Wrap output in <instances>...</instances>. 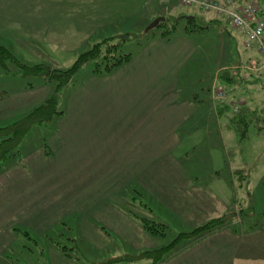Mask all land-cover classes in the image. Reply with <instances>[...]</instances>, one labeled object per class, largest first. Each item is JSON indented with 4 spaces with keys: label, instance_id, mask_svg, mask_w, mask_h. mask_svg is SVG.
I'll use <instances>...</instances> for the list:
<instances>
[{
    "label": "rangeland",
    "instance_id": "rangeland-1",
    "mask_svg": "<svg viewBox=\"0 0 264 264\" xmlns=\"http://www.w3.org/2000/svg\"><path fill=\"white\" fill-rule=\"evenodd\" d=\"M46 1L62 3L57 11L62 49L39 47L34 54L23 53L30 64L1 43L7 36H34L27 32L28 23L37 22L41 12L0 10V45L20 64L49 69L60 64L59 69L67 70L96 44L109 38L115 45L123 36L127 39L117 54L135 59L119 74H99L102 77L89 63L63 91L62 115L32 127L19 144L2 148L9 152L0 166L5 184H0V225L7 227L16 202L26 204L25 209L17 207L24 213L52 210V215L47 222L30 213L27 235L15 229L16 242L27 244L28 262L17 255L15 243L4 258L0 256V264H153L147 254L212 220L227 217L228 225L238 230L261 228L264 134L251 130L240 140L229 127L232 114L217 113L222 103L254 106L264 100L259 88L248 85L255 68L258 76L264 73V56L257 47H247L240 31L221 15L180 0H67L71 8L64 0ZM181 16L200 17L196 24L206 28L189 32L194 29L186 25L187 19L179 20ZM154 39L169 43L146 47ZM12 61L7 70L0 64V128L27 117L55 89L43 77H29ZM143 64L149 69L143 70ZM224 68L240 69L244 84L238 92L218 97L216 92H225L216 81ZM170 70L172 81L165 77ZM135 72L161 88L151 105L142 104L146 90L135 93L119 82ZM139 84H145L144 79ZM168 92L172 106L171 100L170 105L164 103ZM24 168L32 197L23 202L26 194L14 189L9 180L13 177L6 176ZM239 215L241 227L235 225ZM143 219L165 224L161 232L166 235L145 230ZM181 246L185 249L184 241Z\"/></svg>",
    "mask_w": 264,
    "mask_h": 264
},
{
    "label": "crops",
    "instance_id": "crops-1",
    "mask_svg": "<svg viewBox=\"0 0 264 264\" xmlns=\"http://www.w3.org/2000/svg\"><path fill=\"white\" fill-rule=\"evenodd\" d=\"M71 1V0H69ZM64 4H68L71 8V3L67 0L62 1ZM172 2V1H171ZM61 2L57 1H43V0H11L9 2H3L0 0V10L3 12H10V11H18L21 12L22 10H36L38 9L39 12H41V16H38V20L35 23H28L29 30L27 32L34 34L28 35V37H25L24 34L19 36H7L5 38L4 42L1 43L4 46H6L16 57H18L22 62L30 64V61H27L23 57V53L29 52V53H35L36 48H60L61 46V38H59V30L60 26H58L61 23V19L57 13L58 9L61 8ZM65 4V6H67ZM43 10V11H41ZM36 11H34V14ZM20 23H23L20 21ZM0 33H3L0 32ZM42 35V37H39V35ZM64 40V38H63ZM60 41V42H59ZM153 43H161L162 45H167L169 42H166L165 40H157L154 39L153 41L148 42L146 45H152ZM50 51L49 49H47ZM80 50V49H78ZM132 60L122 66L120 69H118L114 73H120L123 69L127 68L129 64L133 62L135 58L134 55H132ZM145 63H151V61L146 60ZM143 70L149 69L150 65H142ZM61 68V65L59 64L58 69ZM162 69H160V74H162ZM112 73V74H114ZM132 74V76L128 79H120V84L128 85L130 86L129 89L132 91L144 89L147 91L148 98L142 103L143 105H151L152 100L154 99V96L157 95V90L161 89L160 86L155 85L154 83H149L148 78L138 77L139 75ZM153 76L155 77V74L158 73V70L153 71ZM111 75V74H107ZM102 77V75H99ZM145 76V75H144ZM146 77V76H145ZM154 77L152 79H154ZM165 77H168L173 80V70H170L169 72L165 73ZM144 79L145 84H139L140 80ZM151 81V80H150ZM103 82V81H101ZM128 82H130L132 85H130ZM148 82V84H147ZM165 93V91L163 92ZM170 93V92H168ZM172 94L167 95V97L164 99V103L171 100ZM46 98V96H45ZM168 99V101H167ZM139 103L138 106L142 105ZM169 104V102H168ZM174 104V101L171 100V106ZM170 105V104H169ZM153 111H156V104L153 103ZM149 118L151 117L149 112ZM87 117V116H86ZM87 119V118H86ZM57 146V144L55 145ZM56 148V147H55ZM41 154V153H40ZM44 156V154H43ZM42 156V157H43ZM45 158V156H44ZM55 161V160H54ZM18 170V169H17ZM6 179L13 181L14 189H22V194H26L24 200H28L31 196L29 190L26 188L29 184L28 174L26 173V169L15 173L14 175H10L9 172H7ZM17 176V177H16ZM9 177V178H8ZM16 177V178H15ZM1 180V179H0ZM4 179L0 181V184H2V187L4 184ZM15 180L17 181L15 183ZM176 183V182H175ZM177 185L179 183H176ZM25 185V187H24ZM180 186V184H179ZM24 187V188H23ZM24 190V192H23ZM14 198L17 197V195H13ZM11 201L13 199L12 197H7ZM23 198V195H22ZM17 200V199H16ZM21 201V202H22ZM23 201V202H24ZM26 204L18 202L13 203L11 205V212L12 217L7 221V227L4 225H0V256L1 258H4L6 255V250L8 248L18 247L20 250V253H17L18 256H20L23 259L26 260V262L29 261V254H28V247L25 242L17 243V238L14 236V233L16 234L15 229L22 230L26 235L29 232L28 229V218L29 214H32V217L35 219L36 217L40 220L45 219V221L48 222L50 216L52 215V210H42L38 211L36 213L35 211L27 210L25 213L23 212L24 206ZM21 206L23 209L20 210V208H17ZM54 213V212H53ZM37 214V215H36ZM238 221H235V225H239L241 227L244 224V220L239 218ZM35 221V220H34ZM14 227V228H13ZM28 237V236H27ZM21 248V249H20ZM24 251L26 253H24ZM14 254V252H13ZM16 255V254H15ZM7 256L6 258H8ZM9 259V258H8ZM7 261V260H4ZM164 264H264V225L261 228L254 229L250 227V231L246 229H235L234 226H230L227 228H224L220 231H217L204 240L194 244L193 246L175 254L170 260H168Z\"/></svg>",
    "mask_w": 264,
    "mask_h": 264
},
{
    "label": "trees",
    "instance_id": "trees-1",
    "mask_svg": "<svg viewBox=\"0 0 264 264\" xmlns=\"http://www.w3.org/2000/svg\"><path fill=\"white\" fill-rule=\"evenodd\" d=\"M256 1L260 6L261 14L264 16V0ZM183 18L187 19L186 25L190 26L192 30L194 29L193 31L189 32L200 31L206 28H201L196 24L198 19L201 20L200 17L198 18L194 16L188 18L181 16V18L178 19L180 20ZM160 25L161 24H159V26ZM118 39H120V42L115 45L112 44L113 40L111 41L109 38L96 44L91 50L79 55L72 67L67 70L49 69L44 65H37L34 67L25 66L20 64V62L10 53L7 48H5L3 45H0V64L4 70H7V62L13 59V61L16 62L15 64H18V67L23 69L29 77H43L44 80L53 83L55 86L52 96L46 101L45 104L36 108L27 117L16 122L15 124L9 127L0 128V139L2 140L0 145V166L5 161L6 157H8L9 151L6 150V147L2 149L5 145L7 146V144L11 143L19 144L32 127L51 123L56 116L62 115V112L59 111V107L61 104V95L63 91L70 85L76 74L84 69L89 63L93 64V72L98 76L99 74H112L132 60L131 55L117 54L127 37H118ZM246 62L248 64L249 60ZM255 72L257 71L254 69V73L251 75L249 74L251 80H248V85L259 88V90L263 92L262 95H264V73L261 76H258L255 74ZM243 80L244 77L240 69L236 71L231 70L230 68H224L223 70L219 71L216 79L218 85L221 86V90L224 88L225 92H223L226 96L234 93L233 91L238 92L242 86V83L244 84ZM246 89L244 90V97L249 93L248 88ZM234 97L235 96H230L229 99L232 100ZM251 101L252 99L250 102ZM233 108L234 106L231 104L222 103L218 105L217 113L219 115L232 114L229 120V127H234L236 129L240 136V140H246L249 137L251 130H254L259 134H264V100L257 102L254 104V106H251L247 103L241 106L239 105L237 111H233ZM239 218L241 220L242 217ZM238 220L239 219L237 217L236 221ZM143 222L144 229L148 232L159 236L166 235L165 232H161V229L163 230L167 227L165 224L154 222L150 223L148 220L144 219ZM229 225L227 217L212 220L210 223L199 226L191 232L181 233L172 243L160 248L159 250L157 249L155 252L147 254L145 257L149 260H152L153 264H158L161 261H168L172 258H170L171 255L169 256V254H172L173 252H176L175 254H177L204 240L211 234L230 227ZM183 241L184 244H186L185 249L181 246Z\"/></svg>",
    "mask_w": 264,
    "mask_h": 264
},
{
    "label": "built area",
    "instance_id": "built-area-1",
    "mask_svg": "<svg viewBox=\"0 0 264 264\" xmlns=\"http://www.w3.org/2000/svg\"><path fill=\"white\" fill-rule=\"evenodd\" d=\"M184 5L221 15L235 29L240 31L249 48L257 47L264 56V16L256 0H180ZM259 68H255V71ZM218 97L223 90L216 92ZM216 97V98H218ZM218 101V99H216ZM240 105V104H239ZM239 105H234V111Z\"/></svg>",
    "mask_w": 264,
    "mask_h": 264
},
{
    "label": "water",
    "instance_id": "water-1",
    "mask_svg": "<svg viewBox=\"0 0 264 264\" xmlns=\"http://www.w3.org/2000/svg\"><path fill=\"white\" fill-rule=\"evenodd\" d=\"M164 19L163 18H161V20L159 19V20H157V22L156 23H158V21L160 22V21H163Z\"/></svg>",
    "mask_w": 264,
    "mask_h": 264
}]
</instances>
